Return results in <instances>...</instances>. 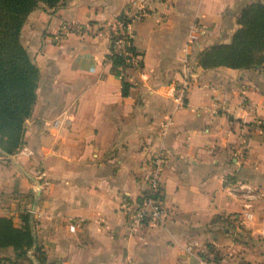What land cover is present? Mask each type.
Instances as JSON below:
<instances>
[{
  "label": "crops",
  "instance_id": "1",
  "mask_svg": "<svg viewBox=\"0 0 264 264\" xmlns=\"http://www.w3.org/2000/svg\"><path fill=\"white\" fill-rule=\"evenodd\" d=\"M131 1L62 0L28 15L21 41L40 74L25 122L32 155L0 151V216L20 226L21 214L36 211L47 264H194L192 239L217 248L208 264H264V66L197 62L203 49L228 43L242 10L260 0H136L146 6L134 24L138 66L122 78L108 57L110 28ZM194 18L202 33L188 43ZM185 80V106L173 112ZM57 118L70 124L55 127ZM158 154L164 220L129 237L122 202L138 199ZM39 168L48 184L36 200ZM249 211L256 220L240 224ZM27 256L0 249L9 258L0 264H39Z\"/></svg>",
  "mask_w": 264,
  "mask_h": 264
},
{
  "label": "trees",
  "instance_id": "2",
  "mask_svg": "<svg viewBox=\"0 0 264 264\" xmlns=\"http://www.w3.org/2000/svg\"><path fill=\"white\" fill-rule=\"evenodd\" d=\"M62 0H0V150L14 155L24 144L25 122L36 103L39 69L21 41V32L28 15L40 3L57 6ZM239 27L228 43L203 49L197 62L205 68L219 66L249 69L264 66V1L247 5L238 16ZM133 50L135 52L134 46ZM114 68L123 62L110 41L108 56ZM116 69V68H115ZM130 84L123 79L122 94ZM20 226L10 217L0 216V249L12 248L17 259L28 258L34 248L39 264H47L43 248L34 234L33 215L21 214ZM1 257L0 263L8 260Z\"/></svg>",
  "mask_w": 264,
  "mask_h": 264
},
{
  "label": "built area",
  "instance_id": "3",
  "mask_svg": "<svg viewBox=\"0 0 264 264\" xmlns=\"http://www.w3.org/2000/svg\"><path fill=\"white\" fill-rule=\"evenodd\" d=\"M146 15V6L144 2L131 1L129 2L125 11L120 14L119 18L110 28V41L116 54L120 55L123 62L118 65L119 74L122 78L126 76V70L138 66V57L133 50V32L134 24L141 21ZM70 26H65L62 30L69 31ZM64 31V32H65ZM201 26L197 18H194L188 30V43H193L198 40L201 36ZM188 88V81L185 80L179 84L172 93V106L173 112L179 111L185 106L186 90ZM245 102L249 101L244 98ZM250 104V103H248ZM172 116H169L164 124L165 129H168L172 124ZM261 126L264 130V123ZM63 124H70V119H59L54 120L53 125L59 127ZM26 154L27 156L32 155V151L22 145L15 155ZM163 156L158 154L153 160V169L146 180V187L141 192L137 200L124 199L123 209L126 214L125 230L127 236H142V229L145 226H155L162 224L164 220V209L162 207L161 199V170L163 167ZM36 180L33 185L34 198L38 199L40 193L48 184L47 172L39 168L36 170ZM240 188L245 190L250 195L255 194L256 190L247 182L240 183ZM258 196V195H257ZM32 215L35 214V210L29 211ZM240 224L246 222H253L256 217L252 211L245 212L243 215L238 216ZM259 234L264 238V226L259 229ZM186 251L190 253H196L198 256L197 261L194 264H208L210 261L215 260L218 254L217 248H209L200 244L197 240L192 239L186 245ZM34 248L28 251L29 256L35 258Z\"/></svg>",
  "mask_w": 264,
  "mask_h": 264
},
{
  "label": "water",
  "instance_id": "4",
  "mask_svg": "<svg viewBox=\"0 0 264 264\" xmlns=\"http://www.w3.org/2000/svg\"><path fill=\"white\" fill-rule=\"evenodd\" d=\"M1 151V150H0ZM8 155V154H7ZM37 200V199H36Z\"/></svg>",
  "mask_w": 264,
  "mask_h": 264
},
{
  "label": "rangeland",
  "instance_id": "5",
  "mask_svg": "<svg viewBox=\"0 0 264 264\" xmlns=\"http://www.w3.org/2000/svg\"><path fill=\"white\" fill-rule=\"evenodd\" d=\"M262 239H264V238H262Z\"/></svg>",
  "mask_w": 264,
  "mask_h": 264
}]
</instances>
